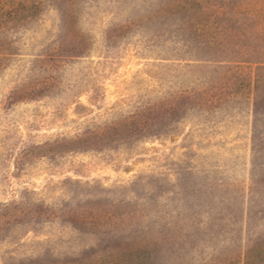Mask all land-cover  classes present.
<instances>
[{"label": "rangeland", "instance_id": "obj_1", "mask_svg": "<svg viewBox=\"0 0 264 264\" xmlns=\"http://www.w3.org/2000/svg\"><path fill=\"white\" fill-rule=\"evenodd\" d=\"M259 51L264 0H0V264H264Z\"/></svg>", "mask_w": 264, "mask_h": 264}, {"label": "trees", "instance_id": "obj_2", "mask_svg": "<svg viewBox=\"0 0 264 264\" xmlns=\"http://www.w3.org/2000/svg\"><path fill=\"white\" fill-rule=\"evenodd\" d=\"M244 18L247 19L248 21L250 20L249 16H247V15L244 16ZM225 32H227V31H225ZM228 35H229V33L227 32L226 33V38H225L226 40H227V36ZM254 48L255 47H253L252 51L256 50V48H255V50H254ZM259 52L261 53L260 56L261 55L263 56L264 52L263 51H259ZM259 70L264 72V64L259 67ZM148 243L149 242L143 238L142 240L141 239L138 240L137 244H135L134 242L132 244H135L140 250V249H146V247H148V245H149ZM116 255H118V257H116V259L113 260L111 263H107V264H131L130 260L125 257L123 249L119 250L118 252H116ZM245 257H247V258L245 259ZM245 257H244V259H245L244 262H245V264H247V263H249V260H250V257H251L250 256V250L247 251V254H246Z\"/></svg>", "mask_w": 264, "mask_h": 264}]
</instances>
